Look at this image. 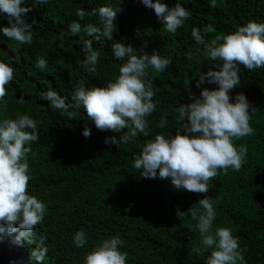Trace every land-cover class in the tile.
Here are the masks:
<instances>
[{"label":"trees","instance_id":"trees-1","mask_svg":"<svg viewBox=\"0 0 264 264\" xmlns=\"http://www.w3.org/2000/svg\"><path fill=\"white\" fill-rule=\"evenodd\" d=\"M165 2L171 7L176 0ZM181 3L191 17L176 34L166 32L154 10L137 0H49L47 5L37 6L29 0L32 11L27 20L33 23V43L16 45L0 34V59L17 70L12 90L0 102V116L15 118L28 113L39 129L40 139L27 156L32 176L28 191L48 204V215L36 228L37 238H45L49 246L48 264H82L94 245L117 234L124 241L127 264H204L211 249L195 250L200 240L196 221L190 214L182 220L176 212H187L205 196L215 201L214 228H231L247 264H264V68L250 71L241 65L240 83L230 90L233 97L243 92L257 109L250 121L254 134L235 141L248 148L246 163L239 171L220 170L207 193H193L175 189L168 179L141 177L132 167L134 156L148 139L161 131L174 135L180 128L173 109L191 103L189 91L199 95L203 88L217 87L208 83L196 87L199 75L214 66L197 51L203 46L191 39L192 27L213 24L216 32L206 36L209 40L233 32L249 20L264 22V0H218L215 8L209 6V0ZM105 4L120 8L117 31L112 41L93 42L101 51V60L97 71L89 73L78 65L83 60L81 46L73 41L80 37L66 35L68 24L80 19L75 15L78 9ZM80 22L83 26L98 18L85 17ZM0 25L8 26L6 17L0 18ZM114 42L130 43L148 54L156 50L172 60L164 72L152 78L153 99L158 103L149 117V136L140 134L120 148L104 142L106 137L120 134L96 129L83 109L69 118L50 109L38 95L52 88L70 97L77 82L93 87L114 80L120 66L112 56ZM37 56L48 60L49 67L43 72L35 68ZM162 116L168 119L163 130L156 126ZM85 124L92 129L88 138L82 135ZM78 230L87 233L89 243L84 248L72 243ZM24 246L29 255L36 247Z\"/></svg>","mask_w":264,"mask_h":264},{"label":"clouds","instance_id":"clouds-1","mask_svg":"<svg viewBox=\"0 0 264 264\" xmlns=\"http://www.w3.org/2000/svg\"><path fill=\"white\" fill-rule=\"evenodd\" d=\"M48 3L49 0H31L32 6ZM137 3L154 10L170 34H176L191 17L181 0H176L171 7L165 0H137ZM217 3L218 0H209L212 8ZM28 5L29 0H0V18L6 17L8 21V26L0 25V34L16 45H31L34 40L33 23L27 20L32 7ZM119 11L112 4L90 10L81 8L75 13L80 19L68 24L66 35L80 37L73 43L81 46L83 60L78 65L84 71H97L101 51L93 42L113 40ZM85 17L98 18V22L82 26L80 21ZM215 32L211 23L202 28L194 26L191 39L203 46L202 51H197L214 66L199 75L196 87L204 83L217 87L203 88L199 95L189 91L191 103H181L173 109L174 119L180 125L175 134L158 132L140 147L132 167L141 177L168 179L177 190L207 193L210 181L220 170L236 172L246 163L248 148L243 143L236 145L235 141L254 134L250 121L257 109L243 92L233 97L230 90L240 83L241 65L250 71L264 68V22L249 20L233 32L206 40L208 34ZM111 49L120 66L116 78L105 86L87 87L77 82L70 97L52 88L38 95L48 102L50 109L69 118L83 109L96 129L120 134L106 137L104 141L120 148L135 141L140 134L149 136V117L158 103L153 99L156 94L152 78L164 72L172 60L156 50L151 54L137 50L130 43L114 42ZM48 67V60L37 56L35 68L43 72ZM16 71L12 64L0 59V102L12 90ZM189 83L186 79L185 87ZM156 126L166 129L168 119L162 116ZM125 128L127 131H123ZM91 133L92 129L85 124L82 135L88 138ZM39 139L37 121L28 113L15 118L0 116V238L10 237L18 246L35 244L30 249L29 264H48L49 246L45 245V238L38 239L36 235L37 226L48 215V204L28 191L32 176L27 156L32 153L31 145ZM214 205L215 201L205 196L187 212L177 209L176 215L183 220L190 214L196 221L200 240L195 250L211 249L204 264H247L239 238L231 228H214L217 216ZM72 243L76 248H84L89 243L87 233L75 231ZM122 246L124 241L119 234L104 238L85 254L82 264H127L128 253Z\"/></svg>","mask_w":264,"mask_h":264},{"label":"water","instance_id":"water-1","mask_svg":"<svg viewBox=\"0 0 264 264\" xmlns=\"http://www.w3.org/2000/svg\"><path fill=\"white\" fill-rule=\"evenodd\" d=\"M29 264V253L25 246L14 245L10 237L0 238V264Z\"/></svg>","mask_w":264,"mask_h":264}]
</instances>
